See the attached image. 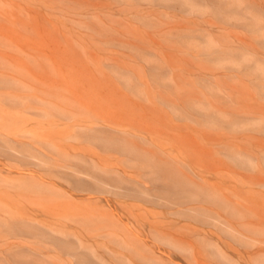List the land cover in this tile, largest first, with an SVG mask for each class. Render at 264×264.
Wrapping results in <instances>:
<instances>
[{"label":"rangeland","instance_id":"1","mask_svg":"<svg viewBox=\"0 0 264 264\" xmlns=\"http://www.w3.org/2000/svg\"><path fill=\"white\" fill-rule=\"evenodd\" d=\"M0 264H264V0H0Z\"/></svg>","mask_w":264,"mask_h":264}]
</instances>
